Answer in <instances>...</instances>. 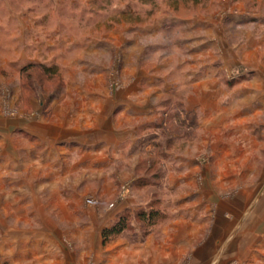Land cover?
Returning a JSON list of instances; mask_svg holds the SVG:
<instances>
[{"label":"rangeland","instance_id":"rangeland-1","mask_svg":"<svg viewBox=\"0 0 264 264\" xmlns=\"http://www.w3.org/2000/svg\"><path fill=\"white\" fill-rule=\"evenodd\" d=\"M21 2L44 4L45 0ZM245 2L232 0L238 5ZM82 3L88 7H81ZM114 3L123 7L112 8ZM223 3L224 0H47L46 7H67L41 9L44 14L33 17L34 27L43 31L35 37L38 43L33 57L19 71L31 76V69L49 77L53 90L49 94L51 115L47 127L68 129L66 125L74 123L79 133L92 131L93 113L103 118L107 115L103 123L113 131L120 130L118 144L126 146L131 140L128 158L144 157L136 162L134 171L139 175L130 188L141 193L145 201L135 210L141 229L137 232L129 228L131 234H126V220L124 230L108 239L103 235L105 229L98 230L93 249L105 250L100 264H173L172 258L189 248L199 264H204L213 241L214 264H264V33L256 29L251 34L243 31L245 25L257 23L258 18L234 22L233 13L223 14L227 11ZM69 9L71 19L78 18L80 24V39L75 43L61 36L67 28L62 18ZM36 11L29 7L21 15ZM171 16L178 18L172 22L168 20ZM4 23L0 15V32L4 31ZM53 23L56 27L48 32L47 39L40 40L39 36ZM32 35V29L26 28L12 42ZM171 36L175 39L169 40ZM51 40L57 42L53 44ZM142 40L149 42L141 43ZM0 41L3 53L8 41L2 37ZM88 41L91 43L84 47ZM66 45L68 50L64 52ZM101 51L116 53L110 70L103 61L97 63L77 55ZM229 58V72L232 68L242 69L235 78L221 77L216 71ZM18 63L9 60L8 66ZM41 65L52 70L45 73ZM0 70L8 74L7 69ZM76 73L85 77L79 86L72 81ZM161 93L166 99L153 103ZM182 93H187L186 97L178 98ZM16 96L17 89L12 84L6 91L0 88V104H10ZM8 131V126L0 127V135ZM11 131L19 144L35 139L23 129ZM162 135L166 137L163 142ZM56 148L65 155L77 149L82 155L71 169L64 166L54 174L48 170L59 167V162L51 163L35 149L29 151L21 146L14 151L7 145L0 149V173H22L33 165L30 174L47 173L37 183L56 185L57 180L72 178L81 169L106 174L115 163L109 155L113 149L105 143L84 146L57 140ZM86 183L81 180L79 186ZM24 184L23 179H0V245L8 247L12 239L35 233L28 243L37 237L39 245H28L23 252L27 253L26 259L20 264H47L44 260L50 255L55 264H66L68 252L60 246L59 230L38 218L39 202L19 192ZM49 195L51 204L66 212L71 209L72 199L66 189L54 187ZM151 211L158 213L153 221L141 218ZM131 215L129 211L127 219ZM11 221L17 224L14 231L8 230ZM46 240L54 241L55 250ZM29 248L34 249L33 255Z\"/></svg>","mask_w":264,"mask_h":264},{"label":"clouds","instance_id":"clouds-1","mask_svg":"<svg viewBox=\"0 0 264 264\" xmlns=\"http://www.w3.org/2000/svg\"><path fill=\"white\" fill-rule=\"evenodd\" d=\"M46 5L47 0H45L44 4L39 2L34 4L22 3L21 0H0V15L3 16L5 22L4 31L0 32V37L8 41L5 44L4 52L0 53L3 56V64L0 65V69H7L8 72L7 75H4L3 71L0 70V88L6 91L7 86L12 84L17 89V96L10 104L7 102L0 104V127L8 126L9 128L7 133L0 135V149L7 145H11L14 151L21 146L29 151L35 149L41 156L49 158L51 163L59 162V167L49 168L48 170L54 174H59L61 167L67 166L71 169L72 166L76 165L82 153L74 149L65 155L56 148L57 140L69 145L76 143L84 146L105 143L113 149L109 155L115 158V163L106 170V174L97 173L90 168L81 169L72 178L64 177L57 180L56 185L43 182L37 183L47 173L30 174L33 165H28L22 173L8 171L0 173V179L11 177L13 181L20 179L25 181L19 192L22 196H28L34 201H38V218H42L53 230H59V243L68 252L69 264H100L104 259L105 250L97 248L94 251L93 249V245L99 237L98 230H111L112 223H116L121 217L127 219L129 211L132 215L130 219H127L128 228H125V233L131 234L128 231L129 228L137 232L141 229L140 222L135 218V210L139 203L145 201L141 193L135 190L130 191V188L139 175L134 171L136 162L144 159V157L133 156L129 159L128 149L131 147V140L127 141L126 146L118 144L116 137L120 130L113 131L108 125L103 123L104 118L97 117L95 113H93L94 129L92 131L82 130L79 134H74L64 130L62 135H58L60 130H51L47 127L51 115L48 110L49 94L53 90V85L49 83L48 76L36 70H29L32 73L31 76H29V72L21 73L19 71L20 67L33 57V49L38 43L35 37L43 31L34 27L33 17L43 15L44 11H50L51 7L58 9L67 7L61 4L50 7H46ZM29 7L36 8L37 11L28 13L27 16H22L21 13L26 12ZM81 7H88V5L82 3ZM121 7H123L122 4L114 3L112 5V8ZM223 8L227 10L223 14L233 13L234 22L243 21L249 17H257V23H248L242 30L247 31L249 34H251L253 29L258 30L259 33H264V3H257V0H246L243 5H238L233 4L232 0H224ZM41 9L44 11H41ZM242 9L243 14H241ZM9 18H11V23H9ZM62 19L67 28L61 33V36L64 40H68L69 43H75L76 40L80 39L78 18L77 20H72L69 9L66 16ZM55 27L56 25L53 23L47 32L39 36V39L46 40L48 32H51ZM26 28L32 29V38L13 43V38L19 36L20 31ZM9 32L13 35L9 36ZM168 39H175V36L168 37ZM49 42L55 44L57 41L51 40ZM148 42L147 40L141 41V43ZM90 43L91 41H88L84 44V47H87V44ZM27 45H32V47L27 48ZM67 50L68 46L66 45L63 51L67 52ZM77 55L81 59L95 60L97 63L103 61L105 67L110 70L116 53L115 51H101L99 53H77ZM9 60L19 61V63L15 67L9 68ZM230 65L231 59L229 58L223 61L221 67L216 71L221 77L232 76L235 78L242 69L232 68L231 72H229ZM72 81L79 86V84L85 82V77L82 73H76L72 77ZM186 95L187 93H182L178 98H185ZM163 99H166V96L161 93L154 99L153 103L158 104ZM181 117H183V113H181ZM75 126L74 123L66 125V127ZM126 127L131 128L132 125H127ZM169 127L171 128L172 125H169ZM12 128L16 130L23 129L25 133L35 137V139L31 142L24 140L23 144H19L17 143L18 137L11 131ZM132 139H135V137H132ZM160 139L163 142L166 137L162 135ZM152 154H155V150H153ZM112 174L115 175L113 176ZM101 175H105L102 180L100 179ZM81 180L87 182L83 187L79 186ZM54 187L66 189L67 196L72 199V206L69 211L66 212L58 205L50 203L51 196L49 193ZM46 189L48 192L45 191ZM217 195L222 194L217 193ZM60 199L63 200V197ZM224 215L229 216V213L225 212ZM108 221H111V223ZM9 223L10 227L8 230L14 231L17 228L16 222L11 221ZM2 235L3 233H0V236ZM34 236L35 233L32 235L24 234L12 239L8 247L0 245V264H5V261L8 264H20L14 257L18 253L27 251L28 241L32 240ZM17 241H20V244ZM118 242H122V240ZM215 244L216 242L213 241L209 246L204 264H214L213 251ZM58 251L59 249H57ZM144 258L147 259V255ZM172 260L173 264H199V260L191 255L190 248L182 255L173 257Z\"/></svg>","mask_w":264,"mask_h":264},{"label":"crops","instance_id":"crops-1","mask_svg":"<svg viewBox=\"0 0 264 264\" xmlns=\"http://www.w3.org/2000/svg\"><path fill=\"white\" fill-rule=\"evenodd\" d=\"M178 18V17H177ZM176 18V16H171L170 18H168V20H170V21H172V22H175V20L177 19ZM161 21V23H162V21L164 22V19L163 20H160ZM152 26V25H151ZM151 26H149V27H151ZM154 28V27H153ZM150 31V30H149ZM112 115H113V113H111ZM99 117H101V116H99ZM107 118H108V116L106 115V117H104V120H107ZM60 131L58 132V135H62L63 134V131L64 130H66V131H68V132H71V133H74V134H78L79 132H77V131H75V127L74 128H70V127H68V129L67 128H60L59 129ZM100 144H102V143H100ZM37 241H38V238L36 237L34 240H33V243L31 244H27V247H30V246H28V245H33L32 247H35V246H37V245H39L38 243H37ZM46 243H47V245H49V246H51V248H53V245H54V241L53 240H46L45 241ZM18 244H20V243H18ZM54 249V248H53ZM55 250V249H54ZM28 251L29 252H31V254L33 255L34 253H35V251H34V249H28ZM25 256H27V253L25 254V253H18L14 258L18 261V262H23L24 261V259H26V257ZM33 257V256H32ZM35 257H37V256H35ZM34 257V258H35ZM39 262H40V260H38ZM44 261H48V263L47 264H55V262H56V260L53 258V256L52 255H50V256H48V258L46 259V260H44ZM66 261H67V263L66 264H69V259H66ZM41 262H43V261H41ZM40 264H43V263H40Z\"/></svg>","mask_w":264,"mask_h":264},{"label":"trees","instance_id":"trees-1","mask_svg":"<svg viewBox=\"0 0 264 264\" xmlns=\"http://www.w3.org/2000/svg\"><path fill=\"white\" fill-rule=\"evenodd\" d=\"M41 68H42V70L46 73V72H50L52 69V67H46V66H44V65H41ZM158 213L156 212V211H151L150 212V214H145L146 216L145 217H141L143 220H145L146 221V219L148 220V221H153V219L154 218H156ZM145 218V219H144ZM126 218H123V219H121V221H119V223H117L116 225H113L112 227H111V230H108V229H105L104 231H103V235H104V238L105 239H108V238H110V236H112V235H115V234H119V233H121L123 230H124V228H125V225H126Z\"/></svg>","mask_w":264,"mask_h":264}]
</instances>
